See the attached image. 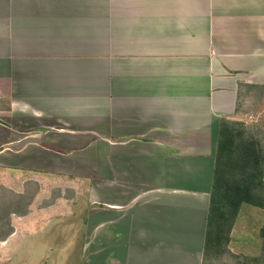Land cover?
Instances as JSON below:
<instances>
[{
  "label": "crops",
  "instance_id": "obj_1",
  "mask_svg": "<svg viewBox=\"0 0 264 264\" xmlns=\"http://www.w3.org/2000/svg\"><path fill=\"white\" fill-rule=\"evenodd\" d=\"M262 87L264 0H0V185H84L80 264L258 260L235 236L254 224L264 251V208L241 200L264 195V172L216 176V157L222 121L247 122ZM40 194L0 258L37 225Z\"/></svg>",
  "mask_w": 264,
  "mask_h": 264
},
{
  "label": "rangeland",
  "instance_id": "obj_2",
  "mask_svg": "<svg viewBox=\"0 0 264 264\" xmlns=\"http://www.w3.org/2000/svg\"><path fill=\"white\" fill-rule=\"evenodd\" d=\"M249 96L244 107L247 122L242 121L241 124L248 130L250 136L264 145V89H253L249 92ZM74 151L69 157L72 167L96 169L99 164L96 162V152ZM70 180L49 177L40 182L34 175L29 174L18 183L13 177V180H7V184L0 185V236H6L8 231L13 229L12 220L21 221L20 217L32 212L29 209L30 205L41 193L36 204L38 214L35 215L40 220L34 228L26 231L24 237L20 236L22 238L18 247L16 244L4 247L9 250V253L3 254L0 264H80L87 193L84 185L79 188L78 183ZM221 180L218 186L222 191ZM88 181L84 184L88 185ZM230 199L236 202L235 197ZM254 210H249V214H253ZM212 223L215 224L213 221ZM239 228L242 232H238L235 237H246L250 248L257 247L254 250L249 248L248 255L259 257L258 260H249L246 264H264L262 240L261 236H257V227L254 224H248ZM212 233L213 236L215 235L214 239L221 238L217 226L213 227Z\"/></svg>",
  "mask_w": 264,
  "mask_h": 264
},
{
  "label": "trees",
  "instance_id": "obj_3",
  "mask_svg": "<svg viewBox=\"0 0 264 264\" xmlns=\"http://www.w3.org/2000/svg\"><path fill=\"white\" fill-rule=\"evenodd\" d=\"M225 121H222L221 136L216 157V176L226 169L235 171L247 170L252 177L255 175L259 177L264 172V145L256 138H253V136H250L243 124L232 123L233 126L226 128ZM252 180L255 179L253 178ZM238 193V190L235 189L226 190L224 196L225 199L235 197L239 205L241 201ZM214 195L212 201H214ZM241 200L243 202L246 201L249 205L256 207L263 206L264 208V195L261 197L258 194L256 198L254 186H249L248 198ZM236 212H238L237 209ZM12 231L13 229L11 228L7 235L0 236V239L7 238L12 234Z\"/></svg>",
  "mask_w": 264,
  "mask_h": 264
},
{
  "label": "built area",
  "instance_id": "obj_4",
  "mask_svg": "<svg viewBox=\"0 0 264 264\" xmlns=\"http://www.w3.org/2000/svg\"><path fill=\"white\" fill-rule=\"evenodd\" d=\"M251 119H252V117H251Z\"/></svg>",
  "mask_w": 264,
  "mask_h": 264
}]
</instances>
